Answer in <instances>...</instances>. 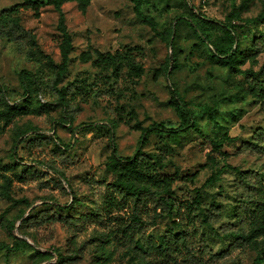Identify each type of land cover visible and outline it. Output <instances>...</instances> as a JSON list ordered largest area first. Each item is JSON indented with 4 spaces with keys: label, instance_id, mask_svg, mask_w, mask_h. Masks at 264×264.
I'll return each mask as SVG.
<instances>
[{
    "label": "rangeland",
    "instance_id": "374dc122",
    "mask_svg": "<svg viewBox=\"0 0 264 264\" xmlns=\"http://www.w3.org/2000/svg\"><path fill=\"white\" fill-rule=\"evenodd\" d=\"M26 3L0 0L3 20H17L34 37L25 54L0 39L5 109L16 107L8 122L0 120V264H145L103 226L87 223L74 238L58 223L31 231L23 224L37 211H85L92 181L112 180L106 163L113 152L123 160L138 149L157 157L177 196L197 188L206 202L222 205L223 221L229 220L237 200L232 169L264 180V157L235 154L253 131L264 129V82L252 91L245 79L264 67V51L251 48L264 36V0H91L84 12L74 1L64 3L72 48L58 88L83 85L66 96L80 109L71 123L44 84L50 63H61L58 13L50 5L36 13ZM219 42L240 52L242 74L220 64ZM131 64L142 73L137 76ZM22 70L43 82L41 93L31 81L21 86ZM95 91L100 98L92 96ZM172 99L191 114L189 128L177 134L168 132L180 125ZM205 107L216 111V124L201 113ZM224 135L220 149L211 146L209 140ZM122 216L113 212L110 219ZM169 226L161 220L149 234L158 239ZM83 241L79 258L68 261ZM209 241L214 250L222 245L213 234ZM234 256L237 261L225 264L264 257V236Z\"/></svg>",
    "mask_w": 264,
    "mask_h": 264
},
{
    "label": "trees",
    "instance_id": "16d2710c",
    "mask_svg": "<svg viewBox=\"0 0 264 264\" xmlns=\"http://www.w3.org/2000/svg\"><path fill=\"white\" fill-rule=\"evenodd\" d=\"M71 1L77 4L81 12H84L91 0H27L26 3L27 6L33 7L36 13L39 7L44 5L52 6L58 13L57 29L61 34L59 45L61 63L57 66L50 63L48 80L44 84L55 96V101L62 107L69 123L78 115L80 109L66 100V96L74 88L79 90L83 88L82 84L75 82L58 88L66 71L68 55L72 48L71 37L64 23L62 5ZM6 14L7 12L0 13V39L6 38L25 54L26 46L34 43V37L17 20L4 21L3 17ZM251 48L264 51V36L253 40ZM215 56L230 72L242 74L237 67L241 62L240 52L236 48L233 49L232 44L228 46L220 42L215 44ZM107 57L113 61L111 55ZM131 68L137 76L142 73L139 66L131 64ZM262 74L264 67L257 74L246 73L245 79L252 86V91L263 84L264 79H260ZM18 77L24 88L27 82L31 81L37 93L44 90L43 82L36 80L27 71H20ZM92 96L100 98L99 91H95ZM171 106L179 115L180 125L177 130L168 132L177 134L187 130L191 118L190 112L185 108L181 109L178 99H172ZM5 107L4 90L0 86V120L8 122L16 107L7 109ZM261 110L264 111V93ZM201 113L216 124L217 114L213 108H202ZM143 133L148 134V131L143 130ZM226 138L227 136L224 135L220 141L209 140V142L215 149H220ZM13 154L12 159L16 161L15 152ZM235 154L264 157V129L257 128L253 131L250 139L241 143ZM164 167L157 157L152 158L140 149L133 157L124 160L119 159L113 152L106 163V169L111 173L112 180L111 182L92 181L91 200L85 211H79L77 215L59 208L37 211L28 215L23 224L31 231L47 223H58L74 238L83 232L87 223L103 226L104 230H108V234L114 236L124 251L133 254L145 264L235 262L237 261L235 254L241 256L250 243L264 236V180L258 173L232 169L236 176L234 192L237 200L231 208L229 220L224 222L222 205L206 202L199 189L188 190L186 196H177L172 179L161 173ZM24 169L31 168L24 166ZM54 185L63 190L61 181H54ZM73 205H76V200L73 201ZM113 212H123V216L111 220L110 216ZM164 219L169 221L170 226L160 238L155 239L149 232ZM210 234L221 241L222 245L217 250H214L213 245L210 244ZM86 242L83 241L76 256H71L68 261L79 258V254L86 247ZM21 244L26 245V242L21 241ZM252 264H264V257H256Z\"/></svg>",
    "mask_w": 264,
    "mask_h": 264
}]
</instances>
